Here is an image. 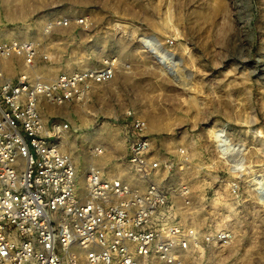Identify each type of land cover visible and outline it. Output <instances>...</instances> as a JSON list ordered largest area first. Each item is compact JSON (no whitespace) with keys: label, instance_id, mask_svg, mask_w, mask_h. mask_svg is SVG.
I'll use <instances>...</instances> for the list:
<instances>
[{"label":"rangeland","instance_id":"1","mask_svg":"<svg viewBox=\"0 0 264 264\" xmlns=\"http://www.w3.org/2000/svg\"><path fill=\"white\" fill-rule=\"evenodd\" d=\"M13 39L34 44L45 78L116 62L111 82L46 112L69 123L60 144L81 175L93 165L142 187L163 181L197 239L183 264H264V206L253 184L254 175L264 181V0H0V40ZM21 65L11 59L9 77ZM131 116L151 160H169V172L138 178L127 162ZM219 128L243 148V171L223 163ZM222 230L226 246L214 240Z\"/></svg>","mask_w":264,"mask_h":264},{"label":"built area","instance_id":"2","mask_svg":"<svg viewBox=\"0 0 264 264\" xmlns=\"http://www.w3.org/2000/svg\"><path fill=\"white\" fill-rule=\"evenodd\" d=\"M17 56L21 68L9 77L7 63ZM39 57L31 42L0 40V264H183L197 239L177 219L165 183L142 187L93 165L81 175L60 144L69 123L46 117L49 107L111 82L116 62L45 78L35 69ZM130 129L126 160L138 178L169 172V160H151L139 118L131 116ZM214 240L226 246L231 234L219 231Z\"/></svg>","mask_w":264,"mask_h":264},{"label":"bare ground","instance_id":"3","mask_svg":"<svg viewBox=\"0 0 264 264\" xmlns=\"http://www.w3.org/2000/svg\"><path fill=\"white\" fill-rule=\"evenodd\" d=\"M146 38H147L146 36H142L141 41H144ZM151 39L152 38H149V40H151ZM170 53H169V51L167 52V50L162 51V54L166 55L167 57H169L171 59L172 64L179 66V64H180L179 58L176 57L175 55L172 56L171 55L172 53L171 54ZM159 55H161V54H159ZM213 136H214V139L217 143L216 144L217 147L219 146V144L221 146H225L223 148V150L221 147V153L222 154H220V155L223 156V159H224V160L222 159L223 163L225 161L227 163V165L231 167L232 172H240V171H243L244 169L247 168L246 166L243 165V158L241 157V153L243 151V148H241V145H238L235 143L233 144L231 142V140L226 136L225 130L222 128L214 130ZM218 148L220 149V147H218ZM260 176L261 175H254V178H253L254 183L253 184L255 185L254 190L257 191L259 201L264 206V181H262V178H260Z\"/></svg>","mask_w":264,"mask_h":264}]
</instances>
